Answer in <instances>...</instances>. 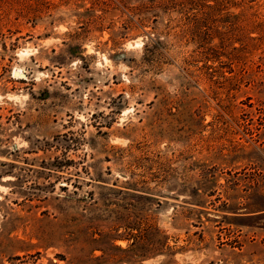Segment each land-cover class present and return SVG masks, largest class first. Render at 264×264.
<instances>
[{
    "label": "rangeland",
    "instance_id": "1",
    "mask_svg": "<svg viewBox=\"0 0 264 264\" xmlns=\"http://www.w3.org/2000/svg\"><path fill=\"white\" fill-rule=\"evenodd\" d=\"M0 0V264H264V0Z\"/></svg>",
    "mask_w": 264,
    "mask_h": 264
},
{
    "label": "trees",
    "instance_id": "2",
    "mask_svg": "<svg viewBox=\"0 0 264 264\" xmlns=\"http://www.w3.org/2000/svg\"><path fill=\"white\" fill-rule=\"evenodd\" d=\"M197 5L196 0H141L136 10L158 9L164 12L176 11L183 13Z\"/></svg>",
    "mask_w": 264,
    "mask_h": 264
}]
</instances>
